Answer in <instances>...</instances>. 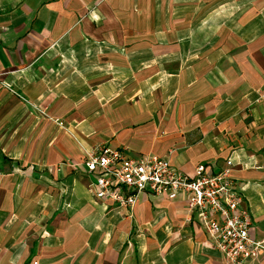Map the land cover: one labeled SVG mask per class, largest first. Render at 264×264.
Instances as JSON below:
<instances>
[{
  "label": "crops",
  "instance_id": "1",
  "mask_svg": "<svg viewBox=\"0 0 264 264\" xmlns=\"http://www.w3.org/2000/svg\"><path fill=\"white\" fill-rule=\"evenodd\" d=\"M70 133L192 177L232 161L264 240V0H0V264H230L188 195L97 201Z\"/></svg>",
  "mask_w": 264,
  "mask_h": 264
},
{
  "label": "built area",
  "instance_id": "2",
  "mask_svg": "<svg viewBox=\"0 0 264 264\" xmlns=\"http://www.w3.org/2000/svg\"><path fill=\"white\" fill-rule=\"evenodd\" d=\"M55 123L65 129L64 123ZM78 145L86 175L91 177L89 191L97 201L111 202L131 211L145 193L153 197L166 195L171 200L188 195L186 209L191 215L188 220H196L230 264H245L264 254V240L252 236L251 216L231 177L232 161L227 163L228 168L211 174L207 167L199 165L192 177L165 157L143 155L131 159L123 151L106 145L93 148L80 142Z\"/></svg>",
  "mask_w": 264,
  "mask_h": 264
},
{
  "label": "rangeland",
  "instance_id": "3",
  "mask_svg": "<svg viewBox=\"0 0 264 264\" xmlns=\"http://www.w3.org/2000/svg\"><path fill=\"white\" fill-rule=\"evenodd\" d=\"M89 188V187H88Z\"/></svg>",
  "mask_w": 264,
  "mask_h": 264
}]
</instances>
